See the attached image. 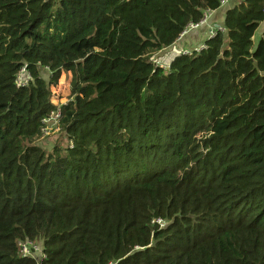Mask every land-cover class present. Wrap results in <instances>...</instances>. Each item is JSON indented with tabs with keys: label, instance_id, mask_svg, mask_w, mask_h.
Listing matches in <instances>:
<instances>
[{
	"label": "trees",
	"instance_id": "16d2710c",
	"mask_svg": "<svg viewBox=\"0 0 264 264\" xmlns=\"http://www.w3.org/2000/svg\"><path fill=\"white\" fill-rule=\"evenodd\" d=\"M220 1L0 0V264H264V0L156 61Z\"/></svg>",
	"mask_w": 264,
	"mask_h": 264
},
{
	"label": "built area",
	"instance_id": "2783aa9c",
	"mask_svg": "<svg viewBox=\"0 0 264 264\" xmlns=\"http://www.w3.org/2000/svg\"><path fill=\"white\" fill-rule=\"evenodd\" d=\"M231 2V0H221L220 1V7H225L227 6L229 3ZM214 10L212 9H207L204 12L203 18L199 23L196 24H192L190 25L185 31L184 33L181 35L184 36L186 34H188L191 30L194 29H198L204 25H209V21L210 18L213 16ZM226 32V28L225 25L223 24H213V25H209V30H208V38H214L216 37L219 33H224ZM180 37V38H181ZM206 48L205 43H203L200 47H197L196 50H202ZM184 52V51H181ZM186 53L190 52V51H185ZM31 80V74L26 70V67L22 68L20 73L17 76V81L16 84L17 86H24L28 83V81ZM61 117V111L58 108V110L56 112H53L51 114V116L45 121V127L43 129V132L45 135L52 133L53 131H57L59 130V120ZM50 124L52 126H50ZM51 127V129H50ZM153 223H158L160 225H164L165 222H163V220L161 219H157L155 221H153ZM19 247H20V255L23 257H31V258H35L38 260L37 264H41L42 260L46 259L47 254L44 251V248L42 246L41 243L35 242V241H31V240H27L24 242H20L19 243Z\"/></svg>",
	"mask_w": 264,
	"mask_h": 264
},
{
	"label": "crops",
	"instance_id": "0c3cea01",
	"mask_svg": "<svg viewBox=\"0 0 264 264\" xmlns=\"http://www.w3.org/2000/svg\"><path fill=\"white\" fill-rule=\"evenodd\" d=\"M236 0H232V5L235 3ZM230 2V3H231ZM231 6V5H230ZM221 8V7H220ZM219 8V9H220ZM222 15L217 13V10H214L213 16L210 18L209 25L213 24H223L224 25V18L227 8L223 7ZM209 25H204L198 29L191 30L188 34L182 36L174 45L173 48L179 50V51H191L196 49L197 47H200L208 38V30ZM264 31V21L260 24L258 29L255 32V35L253 37L255 47L257 43L262 38V33Z\"/></svg>",
	"mask_w": 264,
	"mask_h": 264
},
{
	"label": "rangeland",
	"instance_id": "374dc122",
	"mask_svg": "<svg viewBox=\"0 0 264 264\" xmlns=\"http://www.w3.org/2000/svg\"><path fill=\"white\" fill-rule=\"evenodd\" d=\"M222 8L223 7H221L220 9H218L217 10V13H219V14L222 15V12H223V9ZM256 47H257V45H256ZM173 49L174 48L172 47V48H169V49L161 52L159 54V57L156 60L157 63H163V66L164 67H167L165 64L172 61V56L170 55V53L172 52ZM48 73H49L48 70L42 69V75H43L44 78H47L48 77ZM68 80H70V79H68V77L66 75H63V77H61V79H60L59 86L56 87L57 89L56 88H53V92L54 93H57L56 95H58V93H59L58 91L59 90H61V89H64L65 90L66 89V86L68 87V82H67ZM61 100L66 101L65 97H63V99H61ZM50 126H52V125L50 124ZM50 129H51V127H50ZM57 131H53L52 133H50L49 136L45 137V139L42 141L43 144H45L46 146L49 147L53 143V141H55L56 135L59 132V131L58 132Z\"/></svg>",
	"mask_w": 264,
	"mask_h": 264
},
{
	"label": "water",
	"instance_id": "95a60500",
	"mask_svg": "<svg viewBox=\"0 0 264 264\" xmlns=\"http://www.w3.org/2000/svg\"><path fill=\"white\" fill-rule=\"evenodd\" d=\"M181 54V51H179V50H177V49H173L172 50V52L170 53V55L172 56V60L176 57V56H178V55H180ZM161 65H163V63H160ZM166 66H168V65H170V62L169 63H166L165 64Z\"/></svg>",
	"mask_w": 264,
	"mask_h": 264
}]
</instances>
